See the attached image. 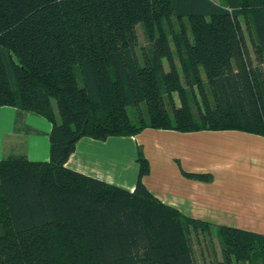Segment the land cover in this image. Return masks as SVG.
Here are the masks:
<instances>
[{
	"label": "trees",
	"instance_id": "trees-1",
	"mask_svg": "<svg viewBox=\"0 0 264 264\" xmlns=\"http://www.w3.org/2000/svg\"><path fill=\"white\" fill-rule=\"evenodd\" d=\"M3 106L17 131L40 132L28 114L52 128L49 160H0V264H195L190 235L211 228L147 188L142 146L133 190L66 163L85 136H264V0H0ZM216 230L218 264H264V234Z\"/></svg>",
	"mask_w": 264,
	"mask_h": 264
},
{
	"label": "crops",
	"instance_id": "crops-1",
	"mask_svg": "<svg viewBox=\"0 0 264 264\" xmlns=\"http://www.w3.org/2000/svg\"><path fill=\"white\" fill-rule=\"evenodd\" d=\"M1 109L0 160L21 153L30 160H49L52 124L48 118L26 115L25 124L40 132L25 134L17 131L14 117L9 128H2ZM139 146L150 163V173L143 181L163 203L214 230L230 226L264 234L263 135L241 130L184 133L146 128L134 136L106 140L85 136L77 142L66 165L133 190L139 172ZM184 172L210 173L212 179L192 178Z\"/></svg>",
	"mask_w": 264,
	"mask_h": 264
},
{
	"label": "rangeland",
	"instance_id": "rangeland-1",
	"mask_svg": "<svg viewBox=\"0 0 264 264\" xmlns=\"http://www.w3.org/2000/svg\"><path fill=\"white\" fill-rule=\"evenodd\" d=\"M218 1L219 0H217V2ZM244 21L245 19L243 17H240V22L242 26L245 28L246 22ZM136 27H137L138 43H139L138 52H140L141 47L147 44L148 39L143 26L139 24ZM178 99H179L178 96L175 94L174 100L177 102V104H179ZM3 107L4 109L2 108L3 111L1 116V125L3 129H6L9 128L10 126L9 121H11L13 117L16 118L17 109L13 106L10 107L3 106ZM137 110L135 108L131 109V114L133 118L137 117L136 114ZM216 234H217V230L214 229H207L205 232L203 231L192 232L190 236L192 239V245H193L192 248H193V256H194L195 264H218V262L222 260L220 239Z\"/></svg>",
	"mask_w": 264,
	"mask_h": 264
}]
</instances>
